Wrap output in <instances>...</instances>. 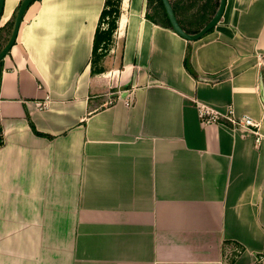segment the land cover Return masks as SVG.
Wrapping results in <instances>:
<instances>
[{
  "label": "crops",
  "instance_id": "1",
  "mask_svg": "<svg viewBox=\"0 0 264 264\" xmlns=\"http://www.w3.org/2000/svg\"><path fill=\"white\" fill-rule=\"evenodd\" d=\"M201 2L175 3L182 26ZM103 5L32 1L0 60V264H264V0H225L195 41L121 0L91 74Z\"/></svg>",
  "mask_w": 264,
  "mask_h": 264
},
{
  "label": "trees",
  "instance_id": "2",
  "mask_svg": "<svg viewBox=\"0 0 264 264\" xmlns=\"http://www.w3.org/2000/svg\"><path fill=\"white\" fill-rule=\"evenodd\" d=\"M178 1L200 2V0H174V2L171 3L172 8L175 7V3ZM211 1L212 0H202L201 5L198 7L197 11L189 15V19L194 22V25L188 24L184 27L179 23L184 31L191 34L196 33L207 23V21H209V19L215 12V6H217L218 4V0H215V5L212 6ZM190 4L192 5V3ZM146 5V17L149 20H151L155 24H160L163 27L172 29L161 0H146ZM120 6L121 0H104V5L100 12L93 36L92 52L90 58L91 74L103 73L107 70L104 61L115 45V30L117 28L118 19L120 16ZM14 16L7 24L4 35H2L3 33H0V37H2L4 40H7L10 34ZM4 42L5 41L2 40V45L4 44ZM184 66L191 75H196V73L190 66L188 56L184 58ZM220 122L228 123L223 119H220ZM33 130L36 132L34 128ZM0 145H2L1 128Z\"/></svg>",
  "mask_w": 264,
  "mask_h": 264
},
{
  "label": "water",
  "instance_id": "3",
  "mask_svg": "<svg viewBox=\"0 0 264 264\" xmlns=\"http://www.w3.org/2000/svg\"><path fill=\"white\" fill-rule=\"evenodd\" d=\"M32 1L33 0H21L20 1L18 8L16 10V13H15L14 19H13V24H12V28L8 36V39L6 43L4 44V46L0 49V60L7 54V52L10 50V48L14 44L23 15ZM161 2L165 9V12H166V15H167V18H168V21L170 23L172 30L178 36H180L181 38L187 41H195L201 38L211 28H213L216 25V23L219 21L222 15V12L224 10V6H225V0H219L218 7L215 13L213 14V16L209 19V21H207V23L198 32L191 34V33H187L186 31H184L182 27L180 26L175 16V13L172 9V6L170 4V1L161 0ZM3 3H4V0H0V15L2 13Z\"/></svg>",
  "mask_w": 264,
  "mask_h": 264
},
{
  "label": "built area",
  "instance_id": "4",
  "mask_svg": "<svg viewBox=\"0 0 264 264\" xmlns=\"http://www.w3.org/2000/svg\"><path fill=\"white\" fill-rule=\"evenodd\" d=\"M114 101V98L111 97L109 100V103H112ZM125 104L126 105H130L132 102V94L129 93L127 95V98L125 99ZM48 102L44 103V105L42 107H47ZM198 111H199V116L200 119L204 122V123H213V122H220L221 117H219V115L212 111L211 109L207 108L206 106L199 104L198 105ZM223 119V118H222ZM225 121H227L228 123L233 122V124H238L239 126L243 127V128H247V129H253L254 132L256 133V137H255V142L256 144L259 143L261 137L260 134L258 133V126L257 123L251 119L248 116H244L238 120H234L229 113H227L225 115ZM232 124V123H231ZM260 259H264V254L260 257Z\"/></svg>",
  "mask_w": 264,
  "mask_h": 264
},
{
  "label": "rangeland",
  "instance_id": "5",
  "mask_svg": "<svg viewBox=\"0 0 264 264\" xmlns=\"http://www.w3.org/2000/svg\"><path fill=\"white\" fill-rule=\"evenodd\" d=\"M2 37H0V46L2 45V39H1ZM222 119V118H221ZM224 120V119H223Z\"/></svg>",
  "mask_w": 264,
  "mask_h": 264
}]
</instances>
